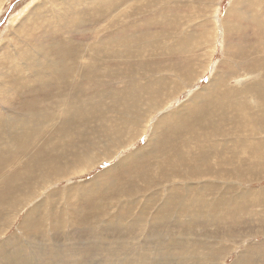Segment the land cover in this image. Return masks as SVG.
Instances as JSON below:
<instances>
[{"label":"rangeland","instance_id":"rangeland-1","mask_svg":"<svg viewBox=\"0 0 264 264\" xmlns=\"http://www.w3.org/2000/svg\"><path fill=\"white\" fill-rule=\"evenodd\" d=\"M133 1L0 0V264H264V149L259 152L263 171L262 166L253 167L246 161L244 168L252 170L250 174L243 179L229 174L247 154L246 148L243 151L246 144L239 141L247 139V143L264 146V128L258 125L262 123L257 114L251 109L256 125L247 115L235 116L247 127L242 130L235 119L218 122L209 137H192L189 130L175 136L163 128L166 123L179 122L177 116L196 103L205 108L207 100H221L220 95L215 97L218 89L251 90L258 84L254 82L260 79L257 72L241 69L239 75L237 65L226 55L231 36L223 29L233 25L227 11L234 0H215L214 4L210 0ZM253 2L257 5L258 0ZM262 6L259 10L264 17ZM164 12H170L169 22H174L169 30L151 23L147 31L149 23L145 21ZM140 24L145 25L137 37L125 33L126 42L130 41L126 48L144 55H132L133 65L113 66L110 70L117 72L116 76L103 79L108 92L123 88L128 81L143 93L149 92V86L156 87L158 110L143 99L131 129H123L121 123L115 126L118 136L111 133L108 138L101 132L106 122L102 125L100 119L92 122L90 118L96 112L115 118L114 109L120 111L126 103L118 108L110 99L103 105L99 95L107 55L117 50L123 62L126 56L122 47L110 44L106 37ZM182 41L194 58L191 72L180 68L181 62L170 63L176 54L167 53L168 48H180ZM106 45L112 52L104 49ZM223 79L226 86L219 85ZM91 80L88 93H81L78 85ZM72 81L77 89L63 98L67 82ZM62 98L66 109L74 105V99L85 102L90 114L74 108L77 116L71 114L76 120L67 122ZM257 100L254 95V105ZM22 103L41 112L37 122L32 115L17 113V109H25ZM8 114V124L17 122L18 133L3 131ZM62 126H72L68 135L58 132ZM52 128L50 136L44 137ZM87 133L88 138L80 142L83 137H77ZM132 133H137V138L124 146V139H131ZM221 133L230 137L226 144L222 136H213ZM17 135L22 137L18 145L14 140ZM172 136L176 144L181 142L179 153L169 150ZM36 144L37 186L31 187V192L26 186L22 190L25 195L18 194L19 200L13 194L2 206L8 197L5 183L14 174L27 172L30 160L26 153ZM86 146L90 151L82 155L88 164L69 155L70 149ZM225 150H230L231 159ZM61 156L62 160L57 159ZM191 167L197 170L193 169L197 178L190 173ZM54 171L58 172L54 179L47 181ZM21 182L22 186L26 183ZM231 215H235L233 220ZM30 253L32 258L27 256Z\"/></svg>","mask_w":264,"mask_h":264},{"label":"bare ground","instance_id":"bare-ground-1","mask_svg":"<svg viewBox=\"0 0 264 264\" xmlns=\"http://www.w3.org/2000/svg\"><path fill=\"white\" fill-rule=\"evenodd\" d=\"M135 1V0H134ZM133 1V2H134ZM154 1H161V0H154ZM199 1V0H198ZM197 1V2H198ZM202 1V0H201ZM214 1L215 0H210V2L212 4H214ZM254 0H234L233 3L231 4V6L229 7L228 11H227V19L229 21H231L233 23V25H228V28L225 27L223 29L224 33L231 36V37H228V40H227V45H226V55H227V58L228 60H230L231 62H235V65H237V68H238V72L239 70L241 69H244L245 71L247 70H250V71H253V72H257V74L255 76H260V79L254 81V82H257L258 84L256 86H254L251 90H248V89H244L241 88V89H229V90H220L218 89L216 91V94H215V97L218 99V96L220 95L219 99L221 100H207L206 104L204 105L205 108H200L201 107V104L199 103H196L194 105H192L189 109L187 108V110L182 114V115H178L177 117L180 118V121L179 122H174V123H166L164 125V129H165V132L166 134L171 131L172 134L171 135H175V136H178V133L179 132H185L187 133L188 130V134L192 137H195L197 138L198 136L200 135H204L206 137H209L208 135H210L211 133L214 132V127H216L217 123L218 122H228L230 121V118L232 119H235L236 121V126L238 127L239 130H242V129H245L247 128L245 126V124L243 123V121H239L237 119V117H235L236 115H239L241 117H245L246 115L248 116V119H250L252 121V123H255L256 121L253 120V114H252V110L257 114V117L258 119L261 121L262 124L258 123V125H260L262 128H264V75H263V70H264V17L262 16V13L260 12L259 8L260 7H263L262 5L264 4V0H258L257 2V5L253 4ZM124 2V1H122ZM180 2V1H179ZM147 3V1H146ZM148 3L150 4V1L148 0ZM196 4V2H195ZM194 4V5H195ZM131 6V5H130ZM134 6V5H133ZM163 7V6H162ZM117 8V7H116ZM134 9V8H133ZM206 9V7H205ZM157 10V9H156ZM180 10V9H179ZM133 11V10H132ZM263 11V10H262ZM110 12V11H109ZM109 12H107L106 14H109ZM158 12V11H157ZM119 13V12H118ZM152 13V12H151ZM205 13V12H204ZM208 13V12H207ZM105 14V15H106ZM157 14V13H155ZM153 14V15H155ZM159 14V13H158ZM162 14V13H161ZM171 14L170 12L166 13L164 12L161 16H155L152 18L151 21H145L146 23H149L147 24V31L149 30V25L152 23L153 26L154 24H157V26H163V28L168 31L170 26L174 23V22H169V17ZM216 14V13H215ZM120 16V15H119ZM148 16V15H147ZM168 16V17H167ZM114 17V16H113ZM150 17V16H149ZM148 17V18H149ZM167 17V19H166ZM147 18V19H148ZM215 19V18H214ZM176 20V19H174ZM208 22V21H207ZM104 24V23H103ZM198 24V23H197ZM145 24H140V25H137L135 27H133L132 29L130 30H127L125 28H122L120 31L118 32H110L109 34H107L108 36L106 37L109 42H111L110 44H115L116 47L117 46H120L122 47L123 49V55L126 56V60H122V58H119L118 56V51H113V54H110V55H107V59H106V62H104V72H102V74H100V84H103V87H102V92L99 93V95L101 94L102 97H103V105L105 104L104 103V100H107V102L110 101V99H113L116 106L119 108L121 107V105H123L124 102V105L126 106H122V108H120V111H116L114 109V111L117 113V116L115 118H109L108 116H105L104 114H98V112L94 113L92 115V117L90 118L92 122H95L96 120L100 119L101 120V123L103 125V122L105 121L106 122V126L103 127L102 126V129H101V132L103 134H105L107 137L109 136V134H113L115 136H118V132L116 131L115 129V126H118L120 125L121 123H123V125L125 126L123 129L127 128L128 126V131L131 129L129 127V125H131L133 123V120L137 117H139V107L141 106V103L143 102V99L144 100H148L149 103H151V106H154L155 107V110H158L156 108V97L158 96V98L160 97L159 95V90H156V87H151L149 86V92L148 93H143V92H140L137 88H136V85L131 82V81H128L127 83H125L124 87L119 88L117 87L116 89H113L111 90L110 92H108V90L110 88H108V83L106 80H104L105 78H109V77H113V76H116L117 72H114V71H111L110 69L113 67V66H122V65H133L132 62H131V59H132V55L134 56H143V52L142 51H137V52H134L133 50L132 51H129V48H126L127 44L130 43L129 42H126V39H125V33H131L133 32V37H137L135 34L137 33V31L141 30L143 27H144ZM155 27V26H154ZM97 28V27H96ZM219 28V27H218ZM100 29V27H99ZM220 31V30H219ZM106 35V34H105ZM74 39V38H73ZM226 39V38H225ZM112 40H116V41H112ZM144 40V39H143ZM183 40V39H182ZM184 41V40H183ZM182 41V44L179 46L180 48L174 50V49H170L169 48L167 49V53H169L168 55H174L176 54V56H173L172 60H170V63H178V62H181L182 64L179 65L180 68L182 69H185L186 71H189L191 72L192 71V65L190 64H193V61H194V58L191 56V54H189V51H186L183 47V44L184 42ZM150 42V41H149ZM179 42V41H178ZM177 42V43H178ZM226 42V41H225ZM255 42H258V45L255 46ZM151 43V42H150ZM37 44V43H36ZM104 44V43H103ZM164 47V46H163ZM108 46L106 45L104 47L105 50H110L112 48H108ZM114 48V47H113ZM135 48V47H133ZM196 48V47H195ZM120 49V48H118ZM121 49V50H122ZM198 51V50H197ZM110 52H112L110 50ZM163 53V52H162ZM165 53V52H164ZM122 55V56H123ZM167 56V55H166ZM243 56H246V57H243ZM168 57V56H167ZM169 58V57H168ZM143 59V58H142ZM170 59V58H169ZM168 59V60H169ZM109 60H111V63L109 62ZM167 60V61H168ZM152 61V59H151ZM195 63V62H194ZM227 63V62H226ZM226 63H224L226 65ZM223 64V65H224ZM230 64V62H229ZM172 65V64H171ZM170 65V66H171ZM231 65V64H230ZM166 66V65H165ZM195 66V65H194ZM157 67V66H156ZM173 67V65L171 66ZM226 69L228 68L227 66H225ZM224 67V69H225ZM230 67H234L235 66H230ZM67 66L64 67V70H66ZM154 68V67H153ZM70 69V68H68ZM132 69V68H131ZM233 69L231 71H233ZM237 70V69H235ZM260 70V71H259ZM72 70H70V73H71ZM174 74V73H173ZM179 74V73H178ZM235 74V73H234ZM186 75V74H185ZM238 75V74H237ZM239 75H240V72H239ZM238 75V76H239ZM180 77V76H179ZM229 77V76H228ZM227 77V78H228ZM104 78V79H103ZM188 78V77H187ZM157 79V78H156ZM159 79V78H158ZM161 79V78H160ZM104 80V81H103ZM124 80V79H121V81ZM135 80V79H134ZM189 82L191 81V78H188L187 79ZM226 80V79H225ZM15 81V80H14ZM103 81V83H102ZM93 82L92 80L87 82V83H82V84H79L78 85V89L81 93H88V88L87 86ZM68 84L65 86L64 88V91H63V98L66 96V93L67 92H70V94H72L74 90H76V85L75 83L72 81V82H67ZM115 83V82H114ZM124 82H121L120 84H123ZM147 83V82H146ZM151 83V82H150ZM171 83V82H170ZM192 83V82H191ZM190 83V84H191ZM225 81L224 79L222 81L219 82V85L222 86V85H225ZM172 84V83H171ZM16 85V84H15ZM146 85V84H145ZM168 85V83H167ZM105 86H107V88H105ZM226 86V85H225ZM229 87V86H227ZM210 88V87H209ZM225 89V88H224ZM97 90V89H95ZM210 90V89H209ZM213 90V89H212ZM211 90V91H212ZM35 91H37V89H35ZM25 92V91H24ZM210 92V91H209ZM75 93V92H74ZM23 95V94H21ZM229 95L227 98L226 96ZM256 95L259 97L260 100H257L255 102V105L253 104V96ZM70 96V95H69ZM213 96V95H212ZM108 97V98H107ZM205 99L208 98L209 96H203ZM224 99H223V98ZM62 98V103L63 106V111L62 113L64 114V118L67 119V122L69 120H76V117L72 116L71 112H73V109L74 108H78L80 110V113L82 112L81 110H83V113L84 115H89L90 112L87 108H84L85 106V102L83 101H80V100H76L74 99V105L70 108H65L66 106V102L65 100H63ZM70 98V97H69ZM157 98V99H158ZM166 99H170V96L167 97ZM69 100V99H68ZM23 105H25V109L23 110H20V109H17V113H23L20 115V116H28V115H32L33 116V121L34 123L37 122V117H41V112H38L37 109H35L34 106H30L29 104L27 103H22ZM21 104V105H22ZM163 104V103H161ZM193 108H197L195 110H192ZM252 109V110H251ZM40 113V114H39ZM74 113V112H73ZM112 113V112H111ZM39 114V115H38ZM76 116H77V113H74ZM233 114V115H232ZM10 114H8V117H5L7 118V120L2 123L3 127V131H5L6 129V132H13V133H18L19 132V128H17V122H14V123H11V124H8L10 122ZM111 115V114H110ZM19 116V117H20ZM129 117V119L127 118ZM167 118V117H166ZM174 118V117H173ZM89 119V120H90ZM61 120V119H60ZM72 120V121H73ZM75 122V121H74ZM72 123V122H71ZM164 123V121H163ZM257 123V122H256ZM255 123V125H256ZM229 124V123H228ZM37 125V124H36ZM66 125V124H65ZM70 125V123H69ZM74 125V124H73ZM108 125V126H107ZM232 125V124H231ZM72 127V126H70ZM68 126H62L60 127L59 131L58 132H61V133H65L68 135L69 132H67V130L70 128ZM55 128V127H53ZM50 129L49 132L47 134H45L44 137H46L47 135H49V133H51L50 131L53 130ZM77 128V127H76ZM110 128H112V131L110 130ZM254 128V127H253ZM134 129V128H133ZM227 129V127H226ZM233 129V128H231ZM255 129V128H254ZM257 129V128H256ZM74 130V128L72 129ZM228 130V129H227ZM230 130V129H229ZM234 130V129H233ZM70 131V130H68ZM76 131V130H75ZM121 131V130H120ZM256 130H254L253 132H255ZM53 132V131H52ZM122 132V131H121ZM131 132V131H130ZM231 132V131H230ZM237 132V131H236ZM242 133V132H241ZM261 133V132H260ZM73 134V133H71ZM79 134V133H78ZM137 133H132V136L130 137L131 139H124V143L126 146L127 144H130L135 138H137ZM156 134H154L155 136ZM216 135H219V136H222L223 139L225 140V144L227 143L226 141H228L230 139L229 135L227 133H221V134H215L213 136H216ZM50 136V135H49ZM89 136V134H84V136L82 135H79L77 138H82L80 142H83L84 141V138L87 139ZM158 136V135H157ZM70 137V136H69ZM91 137V136H90ZM212 137V136H211ZM21 136H16L15 137V142L16 144L18 145V143L20 142L21 140ZM56 138H58L60 140L61 137H59L58 135L56 136ZM63 138V137H62ZM109 138V137H108ZM77 139V140H78ZM204 139V138H203ZM250 139V138H249ZM257 139V138H256ZM80 140V139H79ZM221 140V139H220ZM239 140V139H238ZM87 141V140H86ZM237 141V140H236ZM154 142V141H153ZM168 142V141H167ZM166 142V143H167ZM224 142V141H223ZM230 142V141H229ZM58 143V142H57ZM60 143V142H59ZM123 143V142H122ZM155 143V142H154ZM205 143V142H204ZM221 143V142H219ZM238 143H244L246 144V147H242L240 146V144H235L238 146L243 148V151L244 149L246 148V151L247 154H245L246 156H244V160H242L241 162H239L238 164L236 165H239L238 168H232L231 171H230V175L235 173L236 176H241L242 179L243 177H245V174H250V171L247 169V168H244V164L247 165L246 161L249 162L251 164V166L253 167H259L262 166V164H259V152L260 150H263L264 149V146H262L261 142H250L248 140V143H247V139H243L241 140V142L239 141ZM90 144V143H89ZM96 144V142H95ZM115 144V143H114ZM187 144V142H186ZM191 144V143H190ZM209 144V143H207ZM206 144V145H207ZM218 144V143H217ZM216 144V145H217ZM224 144V143H223ZM224 144V145H225ZM233 144V145H234ZM4 145H6L4 143ZM16 145V146H17ZM61 145V144H60ZM84 145V144H83ZM120 145L122 146V144L120 143ZM170 147H169V150H175V152H181V142L177 143L175 142V138L172 136L171 138V142H170ZM220 146V144H218ZM217 145V147H218ZM229 145V143L227 144ZM69 146V145H67ZM187 146V145H186ZM209 146V145H208ZM232 146V144L230 145ZM40 147V146H39ZM62 147V146H61ZM89 147V146H88ZM87 146L84 148V149H81V150H72L70 149L69 150V155L70 156H75L74 157V160L75 161H80V158L83 159L82 162L84 163H87L89 161H87V158L84 155V153H89L90 149L88 148ZM165 147V146H164ZM163 147V148H164ZM206 147V146H205ZM235 147V146H234ZM55 148V146H54ZM162 148V147H161ZM188 148V147H186ZM213 149L215 147H212ZM220 148V147H219ZM226 148V146H225ZM233 148V147H232ZM202 149V148H201ZM209 149V147H208ZM221 149V148H220ZM227 149V148H226ZM234 149V148H233ZM196 150V149H194ZM200 150V149H199ZM212 150V149H211ZM210 150V151H211ZM237 150V149H236ZM240 150V149H239ZM185 151V150H184ZM193 151V149H192ZM208 151V150H207ZM218 152L220 150H217ZM216 151V152H217ZM226 151V150H225ZM232 151V150H231ZM183 152V151H182ZM200 152V151H199ZM73 153V154H71ZM116 153V152H115ZM177 153V154H178ZM203 153V152H202ZM208 153V152H207ZM230 150H227L226 151V155L229 156L230 158ZM83 154V155H82ZM190 154V153H188ZM195 154V153H194ZM27 158L30 160V164L28 166V170L27 172L24 174V175H20V174H14L12 176V178H10L9 180H7V182L5 183V192L7 193V199L2 202V206L5 205L7 202L11 201L9 200V198L11 196L16 195V198L18 199V194L20 195V193H23L25 191H22L23 188L25 189V187L27 186L28 188L26 190H29V192H31V187H33L34 185L37 186V160H38V157H37V144L34 146V148L28 153H26ZM135 155V154H134ZM133 155V156H134ZM206 155H209V154H206ZM249 155V156H247ZM34 156V157H33ZM189 156V155H187ZM194 156V155H193ZM232 156V155H231ZM63 156L57 158V159H60L62 160ZM112 157V156H111ZM110 157V158H111ZM192 157V156H191ZM201 157V156H199ZM212 157V156H211ZM149 158V157H148ZM213 158V157H212ZM226 157H224L223 159H225ZM56 159V160H57ZM92 159V158H91ZM134 159V157H133ZM136 159V158H135ZM228 159V158H227ZM227 159L225 160V162L227 161ZM231 159V158H230ZM242 159V158H241ZM126 160V159H125ZM197 160V159H196ZM213 160V159H211ZM222 160V159H221ZM264 160V158H263ZM182 161V159H181ZM236 161V160H235ZM56 162V161H54ZM187 162V161H186ZM193 162V161H192ZM200 162V161H199ZM203 162V161H202ZM209 162V161H208ZM220 162V161H219ZM218 162V164H219ZM91 163V161H90ZM179 163V162H178ZM184 163V162H183ZM204 163V162H203ZM211 163V162H210ZM222 163V162H221ZM244 163V164H243ZM33 164L35 165L36 167V170L35 172L33 171ZM149 164V163H148ZM155 164V163H154ZM185 164V163H184ZM200 164V163H199ZM202 164V163H201ZM213 164V163H212ZM211 164V165H212ZM264 164V162H263ZM190 165V164H189ZM198 165V164H197ZM211 165H210V168H211ZM85 166V165H83ZM194 168L196 165H193ZM221 166V165H220ZM230 166V160L228 162V168ZM46 167V166H44ZM125 167V166H124ZM128 167V165H127ZM168 167V166H167ZM181 167V166H180ZM217 167V166H216ZM219 167V166H218ZM48 168V166H47ZM52 168V167H51ZM193 167L190 168V173L194 176H196L195 174H193ZM202 168V167H201ZM205 168V167H203ZM209 168V170H210ZM41 169V168H40ZM43 169V168H42ZM50 169V168H49ZM54 169V168H53ZM56 169V168H55ZM176 169V167H175ZM186 169V168H185ZM255 169V168H254ZM261 169V168H260ZM151 170V169H150ZM188 170V169H187ZM195 171H197L196 169H194ZM214 170V169H213ZM212 172H215L213 171ZM218 170V168H217ZM52 171V170H51ZM148 171V170H147ZM183 171V170H182ZM189 171V170H188ZM200 171V170H198ZM262 171H263V166H262ZM50 172V170H49ZM127 172V171H126ZM161 172V171H160ZM187 172V171H186ZM256 174H260L261 171L259 170H255L254 171ZM264 172V171H263ZM58 172H55L52 174L51 178H49L48 176L45 178L47 181L51 182L52 179H54V175H56ZM66 173V172H64ZM63 173V174H64ZM110 173V172H109ZM123 173V172H122ZM146 173V172H145ZM151 173V172H150ZM164 173V172H163ZM211 173V172H210ZM70 174V173H69ZM147 174V173H146ZM197 174V173H196ZM200 174V172H199ZM222 174V173H221ZM224 174V173H223ZM67 175V174H66ZM124 175V174H123ZM128 175V173H127ZM189 175V174H187ZM225 175V174H224ZM227 175V174H226ZM255 175V174H254ZM135 176V175H134ZM147 176V175H146ZM149 176V175H148ZM152 176V175H151ZM165 176V175H164ZM218 175H214V177H217ZM223 176V175H222ZM251 176V175H250ZM256 176V175H255ZM11 177V176H10ZM166 177V176H165ZM191 177V176H190ZM240 177V178H241ZM252 177V176H251ZM60 178V176H59ZM161 178V177H160ZM197 178V176H196ZM195 178V179H196ZM15 180H18L17 183H14ZM57 180V179H56ZM20 181H25L26 183L22 185L18 184ZM136 181V180H134ZM21 182V183H22ZM213 187V186H212ZM206 188V187H205ZM183 191V190H182ZM229 191V190H228ZM27 193V191H26ZM24 194V193H23ZM31 194V193H30ZM34 194V193H33ZM0 195H1V190H0ZM25 195V194H24ZM28 195V194H27ZM32 195V194H31ZM30 196V195H28ZM229 196V195H228ZM30 198V197H29ZM32 198V197H31ZM259 198V197H258ZM20 199V198H19ZM18 199V200H19ZM170 199V198H169ZM202 200V199H200ZM204 200V199H203ZM1 197H0V202H1ZM199 201V200H198ZM15 202V201H13ZM203 202V201H202ZM205 202V201H204ZM224 202V201H223ZM259 202V201H258ZM185 203V202H184ZM199 203V202H198ZM251 203V202H249ZM256 203V202H255ZM98 204V203H97ZM229 204V203H228ZM197 205V204H195ZM232 205V204H231ZM245 205V204H244ZM96 206V205H95ZM100 206V205H99ZM167 206V205H166ZM234 207V206H233ZM232 207V208H233ZM238 206L235 205V210L238 209L237 208ZM244 207V206H243ZM169 208V207H167ZM230 208V209H232ZM201 209V208H200ZM228 209V208H227ZM209 212V211H208ZM227 212V211H225ZM228 212H229V209H228ZM236 212V211H235ZM238 212V211H237ZM232 213V212H230ZM234 213V212H233ZM237 215V214H235ZM235 215H231L233 216L231 220L234 219ZM117 217V216H116ZM224 217H228V216H224ZM229 218V217H228ZM119 219V217H118ZM117 219V220H118ZM120 219H123L120 217ZM112 221V220H111ZM123 221V220H122ZM121 221V222H122ZM125 222V221H124ZM123 223V222H122ZM35 225V224H34ZM119 225V224H118ZM117 225V226H118ZM157 225V224H156ZM36 226H37V223H36ZM34 226V227H36ZM131 229V228H130ZM6 253V252H4ZM8 253V252H7ZM2 254V253H1ZM16 252L13 254V256H16ZM256 255V254H255ZM29 256V258H32L33 255L30 253V255H27ZM71 256V255H70ZM263 257V256H262ZM14 259H19V258H14ZM250 259V258H249ZM94 260V259H93ZM117 260V259H116ZM20 261V259H19ZM1 263V262H0ZM127 263V262H126Z\"/></svg>","mask_w":264,"mask_h":264}]
</instances>
